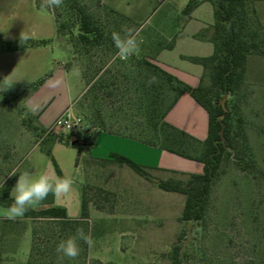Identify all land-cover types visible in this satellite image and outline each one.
<instances>
[{"label": "rangeland", "instance_id": "374dc122", "mask_svg": "<svg viewBox=\"0 0 264 264\" xmlns=\"http://www.w3.org/2000/svg\"><path fill=\"white\" fill-rule=\"evenodd\" d=\"M77 1L102 25L107 37L102 47L87 49L76 37L59 34L52 10L42 7V0H0V35L9 42L20 41L21 34L47 41L40 49L0 53V71L17 81L5 90V77L0 78V192L10 180L12 184L18 180L19 171L32 168V154L22 161L30 151V141L35 145L44 141L39 148L50 149L62 174L73 177V191L85 183L89 202V220L74 227L29 219L30 229L35 231L30 264H173L177 247L182 248V264H264V57L250 55L244 85L227 97L238 152L229 149L232 155L224 157L204 221L183 222L186 197L163 191L156 182H186L189 173L146 168L153 178L148 180L127 165H101L92 159H82V166L77 168L78 148L48 140L71 131L44 130L42 125L45 119L56 116L68 97L78 96L83 86L82 70L90 80L89 91L59 117L70 109L79 121L75 131L84 132L96 130L100 113L116 129L129 127L127 134L152 136L148 127L140 125L145 122L147 98L146 73L140 62L152 56V42L165 41L159 32L175 22L170 20L182 14L190 0ZM252 6L264 24V1ZM122 28L134 29L144 41L140 52L128 60L116 56L111 38L113 31ZM65 62L68 73L60 76L59 65ZM102 83L110 85L103 88ZM111 91L116 96L108 98L106 94ZM174 97L170 93L167 102ZM240 125L247 142L239 133ZM105 136V154L108 149L124 151L131 155L126 157L143 166L159 161L157 149L139 139L111 133ZM43 154L48 172L58 175L51 157L45 151ZM13 169L18 173L9 177ZM77 229L90 234L92 245L80 241L75 260L60 259L58 243L75 235ZM4 233L7 239L0 246V256L6 259L3 264H20L30 253L32 232L29 246L24 237H13L8 228L1 229L0 235ZM11 257H15L12 262Z\"/></svg>", "mask_w": 264, "mask_h": 264}, {"label": "trees", "instance_id": "16d2710c", "mask_svg": "<svg viewBox=\"0 0 264 264\" xmlns=\"http://www.w3.org/2000/svg\"><path fill=\"white\" fill-rule=\"evenodd\" d=\"M256 1L264 0L189 1L184 11L186 14H190L204 2H211L214 6L215 20L212 35L214 53L210 57L191 58L192 61L203 65L205 68L210 79L208 85H205L202 80L199 86L192 87L152 59L146 57L141 60V67L146 73L144 87L147 98L145 99L144 111L145 122H142L140 125L142 128L148 127L153 132L152 136L149 135L148 138H142L141 135L139 137L135 134H127L125 132L130 129L129 127L116 129L115 125H109L99 113L97 118L100 120L96 123V130H86L84 132L73 130L65 136H53L48 140H56L67 146L78 148L77 165L82 162V159L85 162L87 159H92L101 165H127L138 175L148 180H153V178L146 167L126 156L112 153L107 159L93 158L91 151L98 135L102 132L126 135L182 158L203 163L204 172L201 174H190V178L186 182L169 179L159 180L156 184L163 191L180 193L186 197L181 221L188 223L204 221L211 202L213 186L220 176L224 157L226 154L232 155L229 149L238 152L237 145L235 144V134L233 135V114L230 110V102L227 97L236 94L244 85L250 55L257 54L264 57V24L259 19L257 8L252 6V3ZM51 10L59 34L67 33L71 37H76L78 42L87 49L102 47L107 42L102 25L89 12L86 5L81 4L77 0H63V4L59 8ZM75 30L78 31L77 35L75 34ZM45 45H47L46 40L36 41L29 39L25 44L22 40L9 42L0 35V53L16 52ZM81 72L86 87L82 97H85L91 84L87 73H83L82 70ZM153 76L156 77L157 83L149 84V79ZM109 85L102 83L101 86L108 88ZM170 93H174L175 97L168 103L167 99ZM186 93L191 95L209 114L208 136L204 141L198 140L167 121L170 111L177 104L180 97ZM106 96L111 98L115 97L116 94L114 91H111L107 92ZM239 121H242V118L239 117ZM223 129L226 142L222 140L221 131ZM239 133L243 135V141L247 142V136L244 133L242 125H240ZM42 148L51 157L58 175H63L52 156L51 150L46 149L45 146ZM82 151H85V155L82 154ZM12 188L13 184L10 180L0 192V205L4 207L11 205L13 202L10 196ZM50 203H53V198ZM23 218L59 221L64 228L68 226L74 227L83 221L89 220L90 211L89 202L86 197V185L84 186L82 217L80 219H70L65 209L55 207L42 211L29 210ZM33 236L34 247V230ZM181 250V247L176 248L173 264H182Z\"/></svg>", "mask_w": 264, "mask_h": 264}, {"label": "crops", "instance_id": "0c3cea01", "mask_svg": "<svg viewBox=\"0 0 264 264\" xmlns=\"http://www.w3.org/2000/svg\"><path fill=\"white\" fill-rule=\"evenodd\" d=\"M184 11L182 14H178L176 17L174 16V18L170 20L171 22L175 21L173 24L168 23V27H166L161 33L159 32L160 37H162V34L165 36V41L152 42L154 48L150 59L166 69L168 72L178 77L184 83L192 87H197L200 85L202 80L204 83H206L207 78L209 77L203 65L192 61L191 58L210 57L214 53V43L212 42L213 25L215 20L214 6L211 2H204L195 8L190 14H186ZM173 27H175V29ZM159 43L160 46H158ZM45 46L31 49H40ZM66 63L67 62L61 63L59 65L60 76L68 73L69 69L67 68ZM4 77L5 75L3 71H0V78L3 79ZM81 77L83 86L81 87L78 96L76 98L68 97L54 118L45 119L42 125L44 130H49L52 124L58 120L60 114L67 107L72 106V104L80 96H82L86 88L82 72ZM209 83L210 80L208 84ZM167 121L178 129L191 134L200 141H204L208 136L209 114L204 107H202L191 95L187 93L180 97L177 104L168 114ZM105 135H109V132H102L98 135L91 151L93 158L107 159L112 153L116 152L117 154H123V156H131L124 151H115L114 149H108V153L110 154L109 157L108 153H103L104 151L102 149L104 147L103 141L106 137ZM49 141L52 143H61L56 140ZM41 143L42 141L35 145L30 141V143L27 145L28 150L30 151L26 157H23L22 161H26L28 156L31 154L33 155L35 152L43 153L44 149L39 148ZM154 148L157 149L156 151H158L157 153L159 155V163L157 162L156 165L142 163L146 168H149L152 171H180L189 174H201L204 172V164L201 162L182 158L168 151L161 150L158 147ZM80 166H82V162L79 165L76 163L77 168H80ZM16 181H14L13 187L15 186ZM84 186L85 183L83 182L77 190H72L69 194L61 198H56L50 194L46 200L42 201L35 207V210L42 211L51 207L62 208L67 211V215L70 219L78 220L82 217ZM52 198L53 203H50ZM0 207L4 206L1 205ZM28 221L29 219H25L23 217L16 220H10L0 216V231L1 229L8 228L9 233L12 234L13 237H24V240H26V245L28 246L30 245V233L32 232L30 253L25 256L23 260H21L20 264H30L31 259L34 236L33 230L30 229L32 225ZM24 229H26V231L23 233ZM6 239V233H4L2 236L0 235V246L4 245ZM5 260L6 259L3 256H0V264H3ZM14 260L15 257H11L10 262ZM9 264L15 263L12 262Z\"/></svg>", "mask_w": 264, "mask_h": 264}, {"label": "clouds", "instance_id": "9594fccd", "mask_svg": "<svg viewBox=\"0 0 264 264\" xmlns=\"http://www.w3.org/2000/svg\"><path fill=\"white\" fill-rule=\"evenodd\" d=\"M62 4L63 0H42V7L48 9L59 8ZM111 38L117 49L116 56L122 60H128L138 54L144 43L139 32L131 28H122L118 32L113 31ZM29 39L28 34L20 35V41L22 40L25 44ZM75 75H79V70L75 71ZM2 81L6 86L5 90L17 82L11 79V74ZM155 82L156 77L149 79V84ZM17 173L18 169H13L8 176H15ZM74 184L75 181L71 175L50 174L46 167L44 154L35 152L32 156V168L19 171V178L10 192L13 202L8 207H0V216L10 220L22 218L29 210L35 209L37 205L46 200L50 194L56 198L66 196L73 190ZM80 241L89 246L93 243L90 234L83 229H77L75 235L60 240L56 247L60 259L75 260L80 254Z\"/></svg>", "mask_w": 264, "mask_h": 264}, {"label": "built area", "instance_id": "2783aa9c", "mask_svg": "<svg viewBox=\"0 0 264 264\" xmlns=\"http://www.w3.org/2000/svg\"><path fill=\"white\" fill-rule=\"evenodd\" d=\"M79 125V121L72 114L70 109H67L61 117L56 121L55 125L51 127L49 130H55L56 128H62L67 131H73Z\"/></svg>", "mask_w": 264, "mask_h": 264}, {"label": "water", "instance_id": "95a60500", "mask_svg": "<svg viewBox=\"0 0 264 264\" xmlns=\"http://www.w3.org/2000/svg\"><path fill=\"white\" fill-rule=\"evenodd\" d=\"M221 134H222V137H223V142H226V139H225V137H224V129L221 131ZM231 150V149H230Z\"/></svg>", "mask_w": 264, "mask_h": 264}]
</instances>
